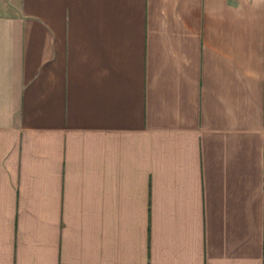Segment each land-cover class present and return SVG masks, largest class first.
I'll return each mask as SVG.
<instances>
[{
    "label": "crops",
    "instance_id": "crops-1",
    "mask_svg": "<svg viewBox=\"0 0 264 264\" xmlns=\"http://www.w3.org/2000/svg\"><path fill=\"white\" fill-rule=\"evenodd\" d=\"M0 264H264V0H0Z\"/></svg>",
    "mask_w": 264,
    "mask_h": 264
}]
</instances>
